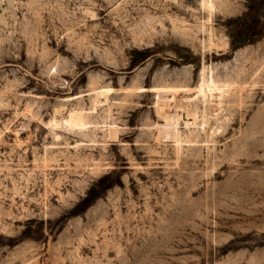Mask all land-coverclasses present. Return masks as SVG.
Masks as SVG:
<instances>
[{
	"label": "rangeland",
	"instance_id": "374dc122",
	"mask_svg": "<svg viewBox=\"0 0 264 264\" xmlns=\"http://www.w3.org/2000/svg\"><path fill=\"white\" fill-rule=\"evenodd\" d=\"M207 1L0 0V264H264V5Z\"/></svg>",
	"mask_w": 264,
	"mask_h": 264
},
{
	"label": "bare ground",
	"instance_id": "6f19581e",
	"mask_svg": "<svg viewBox=\"0 0 264 264\" xmlns=\"http://www.w3.org/2000/svg\"><path fill=\"white\" fill-rule=\"evenodd\" d=\"M207 7H209L210 9L213 8V4L208 0L207 1ZM213 10V9H212ZM228 38H225L224 42H221L219 44V47L220 49L224 48L225 46H228ZM200 84H199V94L203 96V99L204 101H206V99L208 98V93L206 92V87H208V82L206 80V77H205V69L202 71L201 73V79H200ZM210 90V89H209ZM99 97V100L98 102L100 103L101 102V98H103L105 100V102L107 101V93H104ZM217 101V102H215ZM210 104H215L217 106H220L221 105V102L222 100L218 97V96H215L214 98H211L209 100ZM219 112L217 113L218 116L220 115H225V113H223V109L220 107L219 109H217ZM161 114L163 115V117L165 119H167L168 121H170V123H173L175 121V116L174 115H171V114H168L166 113L164 110H161ZM196 112L193 111L192 109L188 108L186 109L185 111V116H184V121H185V124L186 126H190L191 124H193L192 121H190V119H195L196 120ZM222 116H220L219 118H221ZM225 119L227 120L228 118L225 117ZM70 127L73 128H80V129H84L87 125L86 121H85V115L82 113V112H79V111H75V112H72L68 118V123ZM175 125H177V121L175 123ZM222 127V121L218 122V127L215 129L214 133H216V131H219V129ZM108 128V127H107ZM119 129V128H118ZM118 129L115 127V126H110L109 129H108V132H107V136L111 139H117L118 138Z\"/></svg>",
	"mask_w": 264,
	"mask_h": 264
},
{
	"label": "trees",
	"instance_id": "16d2710c",
	"mask_svg": "<svg viewBox=\"0 0 264 264\" xmlns=\"http://www.w3.org/2000/svg\"><path fill=\"white\" fill-rule=\"evenodd\" d=\"M248 12L245 14L244 18H234V19H230L229 22L234 23V26L230 27V39H231V46L233 47L234 50L238 49L239 46H236L235 43V39L233 37V30L238 31L241 30L245 27L248 26V24L250 22L252 23H256L257 20L253 19V15L255 14L254 12L256 11V8L258 6H263L264 5V0H250L248 1ZM234 28V29H233ZM109 178V177H104L102 178L99 182L98 185L96 187H98L97 189H95V187H92L87 196L85 198H83L78 205L70 212V214L73 215H77L80 212H83L85 209H87L92 203L93 201L98 198L106 189V186H104V182L105 180ZM108 188V187H107Z\"/></svg>",
	"mask_w": 264,
	"mask_h": 264
}]
</instances>
